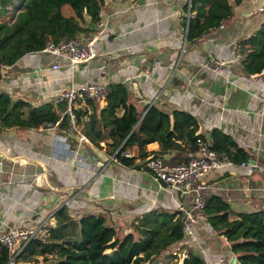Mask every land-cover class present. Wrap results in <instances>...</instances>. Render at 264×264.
Returning <instances> with one entry per match:
<instances>
[{
  "label": "crops",
  "instance_id": "0c3cea01",
  "mask_svg": "<svg viewBox=\"0 0 264 264\" xmlns=\"http://www.w3.org/2000/svg\"><path fill=\"white\" fill-rule=\"evenodd\" d=\"M186 1L103 0L100 24L80 36V40L93 38L96 57L71 68L51 52L29 51L2 66L0 87L32 104L62 106L57 93L71 84L124 82L138 109L147 104L166 113L185 109L197 117V132L205 138L209 140L213 127L222 129L248 152L247 160L264 168V69L247 73L237 58L239 39L264 19V0L234 4L233 15L222 26L190 45L182 25ZM210 57L229 61L230 68L221 72L207 68ZM55 62L60 67L54 68ZM103 104L104 100H76L73 108L86 111L77 127L0 132V229L43 220L55 225V212L64 208L74 219L88 212L102 213L108 223L125 232L136 216L148 210L184 213L192 205V192L160 185L146 165L136 166L145 161L139 157L144 153L157 154L167 163L184 159L180 149L160 152L158 133L169 116L161 113L155 120L154 141L127 147L136 158L135 164L125 165L107 153L105 140L97 146L81 131L84 121ZM203 180L208 194L224 199L236 211L264 208L261 168L247 173L233 161L209 169ZM175 247L182 253L188 249L201 253L207 264H231L229 241L212 229L205 216L184 223V236Z\"/></svg>",
  "mask_w": 264,
  "mask_h": 264
},
{
  "label": "trees",
  "instance_id": "16d2710c",
  "mask_svg": "<svg viewBox=\"0 0 264 264\" xmlns=\"http://www.w3.org/2000/svg\"><path fill=\"white\" fill-rule=\"evenodd\" d=\"M242 0H187L183 6L182 25L186 44L196 43L206 33L217 29L234 13V4ZM103 0H0V80L2 66L10 65L24 53L41 50L49 41L62 38L80 39L96 30ZM240 62L247 73L264 69V19L247 36L237 42ZM104 104L84 121L81 131L90 141L125 165L135 164V155L126 154L129 145H143L156 139L155 120L161 113L169 116L158 133L160 152L171 149L185 151L193 146L198 119L182 108L164 112L155 104L138 109L129 100L124 82H110ZM89 102L94 99L88 98ZM65 105L52 102L32 104L27 99L13 98L0 87V132L8 128L30 129L72 125ZM74 126L86 113L72 108ZM63 112V113H62ZM210 148L234 162L247 160L248 152L222 129L213 127ZM157 155V154H155ZM148 153L139 156L146 159ZM146 161L136 166H145ZM204 214L212 229L230 243L238 264H264V208L236 211L224 199L208 194ZM45 239L32 237L11 250L0 244V264L23 260L24 264H207L203 255L188 249L181 259L173 249L184 236L183 213L180 209H151L136 216L131 229L120 232L106 221L102 213L88 212L78 219L59 208ZM41 257L39 259L38 257Z\"/></svg>",
  "mask_w": 264,
  "mask_h": 264
},
{
  "label": "built area",
  "instance_id": "2783aa9c",
  "mask_svg": "<svg viewBox=\"0 0 264 264\" xmlns=\"http://www.w3.org/2000/svg\"><path fill=\"white\" fill-rule=\"evenodd\" d=\"M259 9H263V6H260ZM92 42L93 38L87 40L62 38L56 42H47L41 50L57 55L63 60V64L72 68L76 63L89 60L98 55V51L92 46ZM237 58H241L239 53ZM60 65V63L55 62L52 66L58 68ZM205 66L215 72H221L229 69L230 63L223 59L210 57L205 63ZM106 91L107 86L104 83L98 81H83L60 89L57 93L56 100L57 102L64 103V111L70 115L71 123L74 125V114L72 111L74 102L84 98H91L98 101L103 100ZM126 154H129V152H126ZM145 161L154 179L160 185L177 188L183 192H192V205L184 209L183 223L189 220L192 221L198 216H205L203 208L208 192L206 183L203 180L204 173L211 168L233 163L226 155L210 148L209 140L203 136L196 137L193 146L184 151V159L179 162H164L159 155H149ZM239 164L246 168L247 173L261 168L264 174V168L255 161L242 160ZM51 226L52 223L49 220H43L37 224L17 223L7 229H0V244L11 250L17 249V253L21 245L30 238L39 237L45 239L49 234ZM13 257H10L8 264L13 263Z\"/></svg>",
  "mask_w": 264,
  "mask_h": 264
},
{
  "label": "water",
  "instance_id": "95a60500",
  "mask_svg": "<svg viewBox=\"0 0 264 264\" xmlns=\"http://www.w3.org/2000/svg\"><path fill=\"white\" fill-rule=\"evenodd\" d=\"M228 251L230 253V257H229V261L231 264H235L237 257L234 255V253L232 252L231 248L228 247Z\"/></svg>",
  "mask_w": 264,
  "mask_h": 264
},
{
  "label": "rangeland",
  "instance_id": "374dc122",
  "mask_svg": "<svg viewBox=\"0 0 264 264\" xmlns=\"http://www.w3.org/2000/svg\"><path fill=\"white\" fill-rule=\"evenodd\" d=\"M173 249H177L176 247H174ZM183 255V253L181 252V251H179L178 253H177V256H178V260H180L181 259V256ZM38 264H41L40 262L38 263Z\"/></svg>",
  "mask_w": 264,
  "mask_h": 264
}]
</instances>
